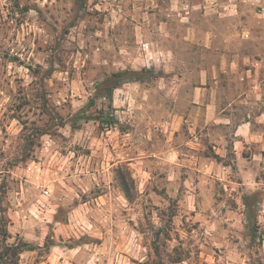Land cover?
Wrapping results in <instances>:
<instances>
[{"label":"rangeland","instance_id":"rangeland-1","mask_svg":"<svg viewBox=\"0 0 264 264\" xmlns=\"http://www.w3.org/2000/svg\"><path fill=\"white\" fill-rule=\"evenodd\" d=\"M2 221L18 264H264V0H0Z\"/></svg>","mask_w":264,"mask_h":264},{"label":"trees","instance_id":"trees-1","mask_svg":"<svg viewBox=\"0 0 264 264\" xmlns=\"http://www.w3.org/2000/svg\"><path fill=\"white\" fill-rule=\"evenodd\" d=\"M126 72H117L114 77H117L118 79L116 80V83H114L113 85L109 86L106 91H105V95H102V98L107 99L108 101L111 102V98H112V93L114 91L115 88H117L119 85H122L125 81L129 80V79H135V77L132 74H135L136 72H130L131 74L128 77H124ZM103 81L99 84L103 85ZM98 86V88H99ZM79 115H82L83 118H85L86 120H95L97 119L96 117H91L89 115H86V107H83L80 109V111L78 112ZM99 120L101 122V124L103 125H111L113 123L112 119L109 118L108 116H104V115H100ZM120 179V185L123 189V193L124 196L128 198V192L130 191V188L133 184L132 180L129 177L123 176L122 174H120L119 176ZM6 222L7 221H2L1 222V226H0V264H18L19 263V257L20 254H22L23 252L26 251H33L35 249H41L43 248L44 253H48L50 252L51 247L53 246L50 241L46 240L43 247H38V246H33L30 245L27 242H24L23 240H19L17 243H12V244H8L6 243L7 237H8V232L6 229ZM165 231V230H163ZM256 232V227L253 230V236L255 235ZM159 233L160 231L158 230L155 233V238L160 240L159 238ZM166 233V231H165ZM167 234V233H166ZM167 237V235H166ZM159 245H156L155 247V257L160 259L162 256L161 254V250L159 251ZM183 261L182 258L179 259H175L174 261H170V264H179ZM161 263V260H156L151 264H159ZM150 264V263H149Z\"/></svg>","mask_w":264,"mask_h":264},{"label":"crops","instance_id":"crops-1","mask_svg":"<svg viewBox=\"0 0 264 264\" xmlns=\"http://www.w3.org/2000/svg\"><path fill=\"white\" fill-rule=\"evenodd\" d=\"M199 100H200V97L198 98ZM199 100H193V102L192 103H198V101ZM209 102H211V101H209ZM211 109V110H210ZM213 110H214V107H213V104H211V103H208L207 104V119L208 120H206V121H210V122H213V124H215V120H214V116H213ZM211 116H213V117H211ZM210 119V120H209ZM182 120H180V121H177V120H175L174 122H172V130L171 131H169L168 132V140H171V142H172V140H174V139H177V141H176V143H175V145L177 144V143H179V144H181V145H186V144H188V142H186V141H180V136H179V131H180V128H181V124H182ZM199 122H200V120H198V119H193V121H191V123H192V125H190V126H193L194 128L196 127V126H198L199 125ZM166 125H170L171 124V122H166L165 123ZM190 126H188V128L190 127ZM241 126L242 127H246V126H244V125H242V124H240V125H238V128H237V130H239V128H241ZM190 129V128H189ZM237 135L236 136H238V133H236ZM241 137H244L243 136V134H241L240 135ZM196 139V138H195ZM236 142H238V140H236ZM193 145V144H192ZM178 146H174L173 147V150H176V151H178V148H177Z\"/></svg>","mask_w":264,"mask_h":264}]
</instances>
